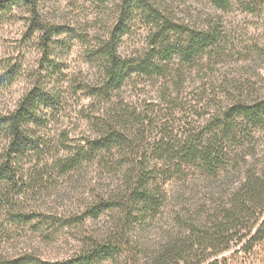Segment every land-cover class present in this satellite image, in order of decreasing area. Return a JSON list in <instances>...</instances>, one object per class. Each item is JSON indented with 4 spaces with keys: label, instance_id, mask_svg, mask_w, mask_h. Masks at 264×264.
<instances>
[{
    "label": "rangeland",
    "instance_id": "rangeland-1",
    "mask_svg": "<svg viewBox=\"0 0 264 264\" xmlns=\"http://www.w3.org/2000/svg\"><path fill=\"white\" fill-rule=\"evenodd\" d=\"M152 8L172 25H181L165 28L172 32V43L180 39L184 45L203 32L213 33L215 43L189 60L174 56L163 63L156 58V63L167 66L161 75L128 70L123 85L105 93L102 83L111 64L107 51L111 37L116 36V53L122 58L143 54L157 28ZM40 27L50 30L48 55L42 44L47 30ZM45 93L52 94V103L45 102ZM96 95L103 96L98 101ZM26 97H32L30 103L43 114L35 130L51 150L40 161L30 155L23 163L26 168H41L48 162L49 174L26 201V208L37 212L32 222L12 226L0 254L24 264H52L80 254L113 222L111 210L97 218L83 213L95 199L108 198L122 184L120 174L96 161L63 175L55 166L67 151L94 136L93 128L104 126L99 120L113 107L123 102L131 110L137 108L145 121L153 119L148 143L164 132L167 141L184 143L207 140V127L216 128V115L236 102L264 101V0H229L225 9L212 0H0V114L17 110ZM86 116L93 117L92 125ZM247 135L245 159L260 164L264 118L250 125ZM4 143L0 138V145ZM183 171L164 184L166 205L144 237L133 226V240H140L150 253L164 244L177 224L176 213H200L203 220L210 212L206 207L211 210L216 201L227 202L240 185L241 173L231 169L215 177L185 165ZM127 254L94 264H130Z\"/></svg>",
    "mask_w": 264,
    "mask_h": 264
},
{
    "label": "trees",
    "instance_id": "trees-1",
    "mask_svg": "<svg viewBox=\"0 0 264 264\" xmlns=\"http://www.w3.org/2000/svg\"><path fill=\"white\" fill-rule=\"evenodd\" d=\"M212 2L223 9L229 4V0ZM151 10L155 15L150 13V16H154L157 28L153 29L155 32L143 54L122 58L116 53V36L111 37L107 45L111 64L104 72L102 83L105 93L120 88L128 70L142 75H161L167 66L156 63V58L163 63L174 56L189 60L215 43L211 32L189 37L184 45L180 39L172 43L169 41L172 32H164L165 28L181 25H172L159 9ZM39 24L42 26V21ZM40 28L47 30L42 44L48 55L50 30ZM43 95L47 104L53 102L52 94ZM96 96L99 101L103 95ZM31 98L23 99L17 110L0 114V138L5 140L0 145V245L9 238L12 226L32 222L37 212L36 209L28 210L26 201L30 195L38 193L49 174L48 162L41 168H26L23 163L30 155L40 161L51 150L35 130L42 122L43 114L38 115L30 103ZM150 106L154 107L153 104ZM86 117L92 125L93 117ZM143 117L137 108L131 110L122 102L105 117L95 120L104 122V126L93 128L94 136L87 137L85 143H80L74 151H67L64 158L56 161L58 175L69 174L83 163L100 162L110 173L120 174L122 184L111 191L108 198L95 199L83 213L97 218L107 210L114 211L113 222L106 234L88 243L77 256L52 264L115 261L123 252H128L126 261L130 264H264V161L258 164L245 159V152L250 147L246 146L247 129L263 120L264 101H239L216 115V128L207 127L210 136L204 142L200 139H189L184 143L167 141L168 135L164 132L159 140L148 143L147 134L154 121L147 122ZM162 126L166 127V123ZM243 128L245 135H242ZM184 165L199 169L210 177L228 169L240 172V185L227 202L216 201L211 210L206 207L205 212H210L203 220L200 213H176L177 224L174 223L170 236H166L163 245H158L155 253H150L140 240H133V226L144 237L147 227L166 205L163 203L164 184L184 172ZM0 264L24 262L1 253Z\"/></svg>",
    "mask_w": 264,
    "mask_h": 264
}]
</instances>
